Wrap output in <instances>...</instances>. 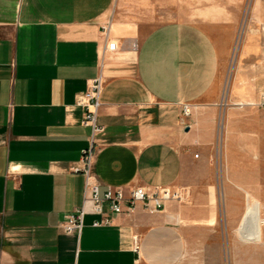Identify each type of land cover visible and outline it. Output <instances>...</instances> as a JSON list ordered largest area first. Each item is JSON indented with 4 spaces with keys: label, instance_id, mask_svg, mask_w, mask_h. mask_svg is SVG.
Wrapping results in <instances>:
<instances>
[{
    "label": "crops",
    "instance_id": "obj_1",
    "mask_svg": "<svg viewBox=\"0 0 264 264\" xmlns=\"http://www.w3.org/2000/svg\"><path fill=\"white\" fill-rule=\"evenodd\" d=\"M239 1L0 0V264H177L218 240L209 156ZM97 75L92 136L77 101ZM90 144L86 176L73 168ZM87 183L188 195L157 213L105 204L67 234Z\"/></svg>",
    "mask_w": 264,
    "mask_h": 264
},
{
    "label": "rangeland",
    "instance_id": "obj_2",
    "mask_svg": "<svg viewBox=\"0 0 264 264\" xmlns=\"http://www.w3.org/2000/svg\"><path fill=\"white\" fill-rule=\"evenodd\" d=\"M230 6L235 27L222 32L229 55L209 156L221 232L218 240L186 250L177 264H264V0ZM252 201L259 204V241L237 232Z\"/></svg>",
    "mask_w": 264,
    "mask_h": 264
},
{
    "label": "built area",
    "instance_id": "obj_3",
    "mask_svg": "<svg viewBox=\"0 0 264 264\" xmlns=\"http://www.w3.org/2000/svg\"><path fill=\"white\" fill-rule=\"evenodd\" d=\"M103 79L101 75H97L90 79L87 89L78 98L77 104L83 109V125L90 126L92 136L103 130L96 121L97 111L101 105L100 93L102 90ZM183 114L189 112L187 105L183 106ZM195 157L198 154L194 155ZM93 158V147L90 146L81 149L79 161L81 168L74 167V171H81L84 175H88L90 165ZM86 195L82 204L73 212L67 214L62 223V229L65 233L71 234L79 232L83 227V218L86 214L103 215L104 205L114 213H132L138 205L149 213H157L164 210L166 203L170 200H183L186 195L185 191L172 189L166 186H136L127 192L123 188H109L102 196L98 194V186L96 184L87 183ZM110 222L109 218L94 219L93 226L106 225ZM139 248L135 241L133 249L137 251Z\"/></svg>",
    "mask_w": 264,
    "mask_h": 264
},
{
    "label": "bare ground",
    "instance_id": "obj_4",
    "mask_svg": "<svg viewBox=\"0 0 264 264\" xmlns=\"http://www.w3.org/2000/svg\"><path fill=\"white\" fill-rule=\"evenodd\" d=\"M237 232L245 241H259L261 237L259 204L255 201L247 204Z\"/></svg>",
    "mask_w": 264,
    "mask_h": 264
}]
</instances>
